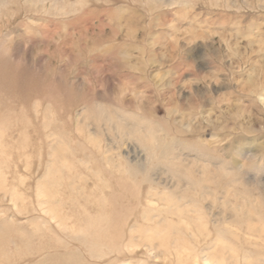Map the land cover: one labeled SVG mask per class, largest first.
Masks as SVG:
<instances>
[{
	"label": "rangeland",
	"instance_id": "374dc122",
	"mask_svg": "<svg viewBox=\"0 0 264 264\" xmlns=\"http://www.w3.org/2000/svg\"><path fill=\"white\" fill-rule=\"evenodd\" d=\"M0 264H264V0H0Z\"/></svg>",
	"mask_w": 264,
	"mask_h": 264
},
{
	"label": "bare ground",
	"instance_id": "6f19581e",
	"mask_svg": "<svg viewBox=\"0 0 264 264\" xmlns=\"http://www.w3.org/2000/svg\"><path fill=\"white\" fill-rule=\"evenodd\" d=\"M258 172L260 171V170H257ZM262 174V173H261ZM260 175V174H259Z\"/></svg>",
	"mask_w": 264,
	"mask_h": 264
}]
</instances>
